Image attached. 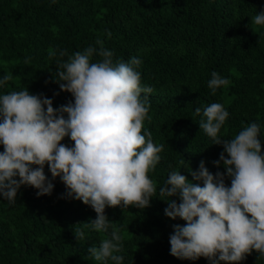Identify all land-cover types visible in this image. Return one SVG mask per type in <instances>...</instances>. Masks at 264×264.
<instances>
[{
  "label": "trees",
  "instance_id": "obj_1",
  "mask_svg": "<svg viewBox=\"0 0 264 264\" xmlns=\"http://www.w3.org/2000/svg\"><path fill=\"white\" fill-rule=\"evenodd\" d=\"M262 11L264 0H0V78L11 77L0 94L27 88L58 108L74 102L55 82L56 63L67 59L59 56L61 51L71 55L89 46L99 49V40L113 52V63L137 57L142 60L137 69L141 86L154 89L141 93V99L150 101L151 120L144 121V130L152 133L155 144L164 145L149 173L157 195L170 171L203 186L189 172L202 160L213 174L225 171L213 163L223 145L213 144L199 126L211 103H221L229 112L222 138H234L257 122L264 151V26L251 19ZM53 51L57 56L50 58ZM100 60L94 54L91 62ZM213 71L229 80L215 95L208 87ZM62 143L73 144L69 137ZM44 171L54 184L51 195L37 196V189L22 185L16 203L0 196V264H102L87 258L88 248L110 238L111 228L107 233L84 229L85 240L76 241L73 227H82L96 213L66 197L64 183L52 179L47 165ZM225 183L230 186V179ZM166 207L158 196L142 210L106 207L124 237L118 253L122 264H209L204 257L191 261L170 254L172 226L186 222L167 217ZM258 255L253 251L239 264H264V256Z\"/></svg>",
  "mask_w": 264,
  "mask_h": 264
},
{
  "label": "clouds",
  "instance_id": "obj_2",
  "mask_svg": "<svg viewBox=\"0 0 264 264\" xmlns=\"http://www.w3.org/2000/svg\"><path fill=\"white\" fill-rule=\"evenodd\" d=\"M251 19L264 26V11ZM96 43L99 49L89 46L71 55L66 50L59 53L67 59L56 63L55 82L61 91L71 93L74 102L55 108L52 99L30 94L27 88L0 94V196L14 204L22 185L37 189V196L51 195L54 184L45 174L47 165L52 179L59 177L64 183L66 197L82 201L96 213L82 227H73L76 241L85 240L84 229L107 233L111 228L110 238L88 248L87 258L102 264L124 260L118 254L124 237L107 217L106 207L142 210L155 196L167 202V217L186 222L172 226L169 242L174 257L239 264L253 251L264 256L261 126L252 122L234 138H222L219 133L229 112L218 102L206 106L199 126L213 144L223 145L213 163L217 168L222 164L225 171L213 174L202 160L197 170L189 172L203 186L180 171H170L157 195L149 173L159 163L164 145L155 144L152 133L144 130V121L151 120L150 101L147 96L141 99L142 92L152 94L154 89L141 86L137 70L141 59L113 63V52L104 49L101 41ZM94 54L102 60L91 62ZM55 56V51L49 52L50 58ZM211 77L208 87L213 95L229 84L215 71ZM10 79L5 74L0 87ZM195 112L200 115L201 109ZM65 137L73 142L71 146L62 143Z\"/></svg>",
  "mask_w": 264,
  "mask_h": 264
}]
</instances>
